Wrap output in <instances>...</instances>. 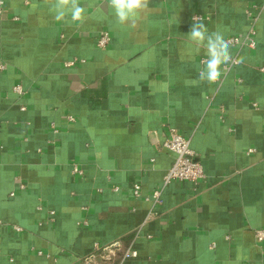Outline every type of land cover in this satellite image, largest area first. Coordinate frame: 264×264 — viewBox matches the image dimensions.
Segmentation results:
<instances>
[{"label": "crops", "instance_id": "obj_1", "mask_svg": "<svg viewBox=\"0 0 264 264\" xmlns=\"http://www.w3.org/2000/svg\"><path fill=\"white\" fill-rule=\"evenodd\" d=\"M81 5L72 22L48 0H0V264H73L119 238L137 251L123 264H264V0H150L134 27ZM193 17L226 39L255 30L214 83ZM170 129L198 182L164 183Z\"/></svg>", "mask_w": 264, "mask_h": 264}, {"label": "built area", "instance_id": "obj_2", "mask_svg": "<svg viewBox=\"0 0 264 264\" xmlns=\"http://www.w3.org/2000/svg\"><path fill=\"white\" fill-rule=\"evenodd\" d=\"M106 1V0H102ZM2 9L0 8V13ZM251 15V13L249 14ZM255 30L250 29L249 34L244 38L232 36L227 40L232 46H244L254 48L255 42ZM111 42V36L108 32H103L99 35L97 45L99 47H106ZM73 64V62H71ZM238 60L231 58L224 66L225 70H228L231 66L237 65ZM15 91H20L19 85L14 87ZM69 121L73 122L75 119L69 117ZM161 148L167 149L170 152L175 153L176 159L172 166L167 170L164 183L168 184L173 181H190L193 183L198 182L204 178V170L201 161L190 147V139L186 138L175 129H170L165 136ZM252 150H250L251 152ZM133 194L136 198L141 196V185L136 183L134 185ZM162 190H156L153 193V202L157 204L162 203ZM257 241L264 240V228L257 229L255 231ZM137 251L133 247H125L122 239H115L109 243L99 244L95 243L93 248L87 254L80 256L73 264H123L126 260L136 257Z\"/></svg>", "mask_w": 264, "mask_h": 264}, {"label": "clouds", "instance_id": "obj_3", "mask_svg": "<svg viewBox=\"0 0 264 264\" xmlns=\"http://www.w3.org/2000/svg\"><path fill=\"white\" fill-rule=\"evenodd\" d=\"M50 10L57 21H63L70 16L72 22H82L86 10L81 0H48ZM108 7L114 13L119 25L134 27L138 15L149 7L150 0H106ZM188 39L199 52L206 50L207 59L199 72V79L208 83L216 82L221 76V66L231 59L230 44L220 31H209L198 17H193V23L187 34Z\"/></svg>", "mask_w": 264, "mask_h": 264}]
</instances>
